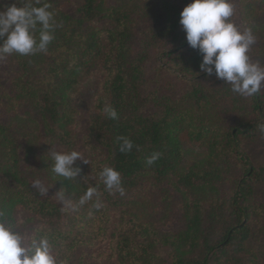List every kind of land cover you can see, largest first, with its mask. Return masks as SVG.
I'll list each match as a JSON object with an SVG mask.
<instances>
[{
	"label": "trees",
	"instance_id": "1",
	"mask_svg": "<svg viewBox=\"0 0 264 264\" xmlns=\"http://www.w3.org/2000/svg\"><path fill=\"white\" fill-rule=\"evenodd\" d=\"M40 2L52 5L58 26L46 53L10 55L23 73L13 76L7 97L17 95L27 110L8 119L0 117V212L4 214L0 219L29 240L46 236L64 264H86L89 250L106 242L109 264H255L247 245L253 224L264 226V204L256 201L258 189L264 188V164L251 165L242 143L259 135V125L264 123L243 122L218 139L205 120L220 96L193 87L185 96L176 97L170 94L168 81L155 80L156 75L165 76L166 72L160 55L165 61L194 50L186 36H175L170 43L160 45L166 34H144L138 46L124 7L107 6L105 0H77L75 10H69L60 0ZM188 2L168 3L173 17H169L166 30L168 26L176 29L179 8ZM21 3L35 5L36 0ZM199 55L197 52V58ZM31 67L35 68L34 77ZM92 76H99L100 89L95 110L80 137L74 129L81 117L76 92ZM251 100L261 119L264 94L260 91ZM105 103L116 108L118 119L103 113ZM189 117L193 123L188 122ZM20 120H31L38 127L45 143L40 152L35 150V143L23 145L17 127ZM188 127L196 130L190 132L192 140L208 141L210 146L205 158L184 168L182 134ZM118 136L133 141L131 151H119ZM80 142L97 153L87 160L89 163L76 161L81 168L76 179L55 176L50 151L76 150ZM22 148L38 156V165L49 172L51 181L76 207L65 205L58 196H41L32 187L34 163L28 156L24 160ZM156 151L161 157L147 165L146 158ZM106 166L121 173L123 196L105 188L100 172ZM236 171L243 172L237 177ZM230 179L231 190L222 192V182ZM145 180L172 183L185 195L179 228L161 230L139 222L129 195ZM92 186L98 189L103 205L100 209L93 206L96 196L78 205Z\"/></svg>",
	"mask_w": 264,
	"mask_h": 264
},
{
	"label": "rangeland",
	"instance_id": "2",
	"mask_svg": "<svg viewBox=\"0 0 264 264\" xmlns=\"http://www.w3.org/2000/svg\"><path fill=\"white\" fill-rule=\"evenodd\" d=\"M65 4L69 10H75L77 0H60ZM107 6L124 7L122 11L127 10L125 13L129 14L130 20L128 24L131 26L133 36L136 39V45L144 34H166L161 39L160 45L170 43L175 36H186V33L180 23L176 29H168L170 26L169 17L171 13L168 11L170 2L171 5L179 3L181 0H105ZM13 0H0V5H9ZM235 13L231 18L241 30L251 27L254 35L256 36V43L251 47L249 55L255 60L264 62V0H234ZM189 3V2H188ZM184 6L180 5L182 9ZM178 8V5H176ZM178 10V9H177ZM175 11H172L174 13ZM173 15L170 17L172 18ZM167 27L166 30V26ZM172 27V26H171ZM139 46V45H138ZM196 49L188 50L175 54L174 56L167 57L165 61L162 60L160 55V63L166 69L164 75H156V81H168L167 86L171 95L182 97L192 90L193 87L202 88L205 92L212 90L215 96H220V100L211 106L207 111V120L205 125L211 128L215 137L221 139L223 134L228 131H233L236 127L240 126L243 122L260 120L264 123V115L260 117L252 105L251 97H244L231 90V85L224 83L223 80L217 79L215 75L209 76L200 72L199 66L202 60L200 54L197 58ZM196 60H195V59ZM11 60V56L5 57L0 60V117L8 119L16 113H25L27 106L25 102L18 98L17 95H11L14 98L7 97V90L10 89L13 83V76L20 75L21 68L18 63ZM33 69H35L33 67ZM30 69L32 77L35 71ZM29 73V74H30ZM99 76H92V78L85 79L78 87L76 98L80 106L81 117L77 124L74 125L75 133L82 137L86 131L89 122V115L95 110L96 98L100 89ZM228 85V86H227ZM229 88V90H228ZM167 92V91H165ZM264 94V88L261 89ZM168 93V92H167ZM11 103L5 105L3 102ZM189 106V105H188ZM20 116V115H19ZM22 119L21 117H19ZM24 120V119H23ZM193 123L192 118H188V122ZM196 120V125H198ZM195 125V126H196ZM20 139L27 145L28 143H35V150L40 152L45 143L39 137L38 127L34 122H23L20 120L19 126ZM195 130L188 127L182 134V141L186 150V160L184 168L190 165L192 161L205 158L209 153V142H195L190 137V132ZM196 132V130H195ZM213 132L209 135L208 140ZM39 137V138H38ZM29 140V141H28ZM28 144L27 146H29ZM43 145V146H42ZM245 155L250 159L253 166L264 164V133H260L251 140H245L242 143ZM24 160L30 157L34 165L32 170V178L34 180L40 179L46 186H49V195L57 196L55 193L59 190L56 183L52 182V177L48 171L44 170L38 164V156L29 155L28 150L22 148ZM76 151H79L86 160H91L97 152L90 149L89 146L85 147L82 142L77 145ZM243 171L234 172L239 177ZM232 177V176H231ZM221 191L229 192L233 186L230 181L222 182ZM129 198L133 200L132 212L136 214L139 222L153 225L161 230H175L183 224L182 210L185 195L177 191L172 183L161 182L154 183L150 180H145L140 183L139 187L133 190ZM256 201L264 204V188H259L256 195ZM263 224V223H262ZM253 224V233L250 241L248 242V249L250 250L249 257L255 260V264H264V226ZM101 248V249H100ZM109 243L106 242L90 249L89 256L86 264H109L107 262L110 251ZM104 254H101L104 252ZM106 257V258H105Z\"/></svg>",
	"mask_w": 264,
	"mask_h": 264
},
{
	"label": "clouds",
	"instance_id": "3",
	"mask_svg": "<svg viewBox=\"0 0 264 264\" xmlns=\"http://www.w3.org/2000/svg\"><path fill=\"white\" fill-rule=\"evenodd\" d=\"M51 8L48 2L41 5L40 0H36L35 5L21 3V0L0 5V60L12 54L29 56L48 51L58 26ZM234 13V0H190L180 13L179 23L186 33L188 45L202 55L200 72L209 76L214 74L217 79L231 85L234 93L251 97L264 88V62L254 61L249 55L256 36L251 27L241 30L235 24L231 19ZM102 111L109 119H118V112L110 103H105ZM259 127L264 133V124ZM116 139L120 152L132 150L133 141L130 138L118 136ZM161 155L159 151L153 152L145 163L150 166ZM78 159L89 163L79 151L52 150L51 171L57 177L76 179L81 173V168L76 165ZM100 177L110 193L125 194L121 173L117 169L106 166ZM32 187L41 196L48 195L50 189L40 179L34 180ZM55 194L65 205L76 207L67 199L62 188ZM94 196L97 199L93 206L100 209L103 205L95 186L87 188L78 205H85ZM3 215L0 212V217ZM0 264H64V261L46 236L29 240L7 220L0 219Z\"/></svg>",
	"mask_w": 264,
	"mask_h": 264
}]
</instances>
